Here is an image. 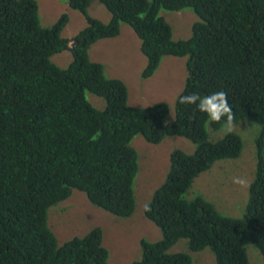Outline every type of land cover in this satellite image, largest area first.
<instances>
[{"label":"trees","instance_id":"obj_1","mask_svg":"<svg viewBox=\"0 0 264 264\" xmlns=\"http://www.w3.org/2000/svg\"><path fill=\"white\" fill-rule=\"evenodd\" d=\"M90 1L68 0L87 21L70 40L62 36L67 14L44 28L36 0H0V264H107L100 228L60 245L48 211L77 190L116 217L132 216L138 156L131 142L137 135L152 144L178 136L197 150L172 154L167 179L145 211L163 238L143 240L142 258L133 264H192L189 254L170 252L182 239L192 252L211 249L217 264H250V245L264 258V0H99L112 16L108 24L88 14ZM185 9L199 21L189 40L174 41L160 12ZM123 23L142 41L144 78L163 57H188L181 96L224 91L233 123L250 119L261 127L242 218L222 216L202 197L185 198L199 175L241 155L235 134L209 141L208 123L218 131L226 117L212 121L179 99L172 122L167 105L132 108L124 82L107 79L90 60V48L118 36ZM68 50L73 61L62 69L52 57ZM86 93L103 98L106 107L92 106Z\"/></svg>","mask_w":264,"mask_h":264},{"label":"rangeland","instance_id":"obj_2","mask_svg":"<svg viewBox=\"0 0 264 264\" xmlns=\"http://www.w3.org/2000/svg\"><path fill=\"white\" fill-rule=\"evenodd\" d=\"M36 1L42 27L51 28L64 14L68 15L69 21L62 32L63 37L72 40L87 27L84 15L70 8L68 0ZM88 14L105 24L112 19L110 12L99 0L90 1ZM160 16L170 25L174 41L189 40L193 25L199 21L191 9L180 12L161 10ZM73 44L70 43V46ZM89 55L92 62L103 67L107 79L124 82L130 107L145 109L164 104L170 108L168 122L174 121L175 105L186 87L188 57H163L154 75L144 78L148 60L142 52V41L124 23L120 25L118 36L98 41L90 48ZM52 61L58 67L66 69L72 63L73 55L68 50L52 57ZM86 98L99 110L106 107L103 98L91 93H86ZM233 124L234 130L228 133L225 125L217 131L208 123L209 141L218 142L229 134H235L242 140L241 155L236 159L219 161L210 170L199 175L185 193V198L192 201L202 197L212 203L222 216L240 219L246 211L250 187L256 178V139L261 127L250 119ZM131 147L138 156V174L134 183V214L128 218L116 217L94 206L85 193L75 190L68 200L48 211V225L60 245L100 228L103 246L109 253L107 264H133L142 258L143 240L151 243L162 240L160 229L145 217L144 206L153 200L156 191L165 183L171 168L172 154L182 151L193 155L197 145L178 136L166 137L161 143L152 144L142 135H137L132 140ZM237 176L247 178L250 186L242 188L234 184L233 178ZM170 252L189 254L192 264H217L211 249L192 252L187 239L180 240ZM247 254L250 264H264V258L255 246H248Z\"/></svg>","mask_w":264,"mask_h":264},{"label":"clouds","instance_id":"obj_3","mask_svg":"<svg viewBox=\"0 0 264 264\" xmlns=\"http://www.w3.org/2000/svg\"><path fill=\"white\" fill-rule=\"evenodd\" d=\"M179 103L195 105L201 113H206L212 121L219 122L226 117L225 130L231 133L234 130V114L227 100V93L224 91L213 92L209 95L201 96L198 93H191L179 98ZM233 183L242 188L249 187V181L245 177H234ZM145 211H149V205L144 206Z\"/></svg>","mask_w":264,"mask_h":264},{"label":"water","instance_id":"obj_4","mask_svg":"<svg viewBox=\"0 0 264 264\" xmlns=\"http://www.w3.org/2000/svg\"><path fill=\"white\" fill-rule=\"evenodd\" d=\"M72 47H74V44H73V46Z\"/></svg>","mask_w":264,"mask_h":264}]
</instances>
